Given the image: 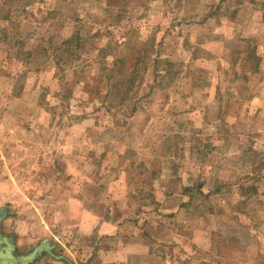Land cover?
<instances>
[{
    "label": "rangeland",
    "instance_id": "1",
    "mask_svg": "<svg viewBox=\"0 0 264 264\" xmlns=\"http://www.w3.org/2000/svg\"><path fill=\"white\" fill-rule=\"evenodd\" d=\"M249 1L0 0V247L110 264L171 196L179 240L154 247L169 264H264V0Z\"/></svg>",
    "mask_w": 264,
    "mask_h": 264
},
{
    "label": "crops",
    "instance_id": "2",
    "mask_svg": "<svg viewBox=\"0 0 264 264\" xmlns=\"http://www.w3.org/2000/svg\"><path fill=\"white\" fill-rule=\"evenodd\" d=\"M253 0H250L249 2H252ZM249 4V5H248ZM244 3L241 5L240 8H238V11H243L244 9L248 8L250 10L251 4L252 3ZM236 12V13H237ZM255 53L256 55L263 57L264 59V40H258L256 42L255 46ZM29 55V54H28ZM242 60H245V62L249 65L250 71H251V62L248 61V58L244 55H242ZM260 82L264 83V80H261ZM258 95V94H256ZM244 111V108L241 107ZM256 121L254 120V123ZM255 131V130H253ZM172 199L171 196L168 197H163L158 211L155 212L156 215H154V218L150 219L151 224L155 225L156 227V235H150L147 233H142V234H134L132 236H129V239H126L124 241L116 242V249H112L110 251L109 256L110 262L115 263L118 261H126L130 257H136L137 261L139 264H169L171 262L169 259H166V257L161 254L159 251H156L154 247L158 245L166 246V243H169L171 241H178L179 237L178 235V230H177V225L176 223H168L163 214L166 212V210H169V205ZM179 203L177 204H172V207L176 206L177 210L179 211V214L183 211V207L181 205V202L184 201L182 195L179 197ZM172 208L170 211H174L175 208ZM171 231V233H169ZM190 241V240H189ZM188 250V249H187ZM189 251V250H188ZM185 252L181 251L183 254V259L185 260V257H189L190 252ZM185 256V257H184ZM177 262V261H176ZM110 263V264H111ZM239 263L241 264H261V263H256V262H250V261H240ZM180 264V263H179Z\"/></svg>",
    "mask_w": 264,
    "mask_h": 264
},
{
    "label": "water",
    "instance_id": "3",
    "mask_svg": "<svg viewBox=\"0 0 264 264\" xmlns=\"http://www.w3.org/2000/svg\"><path fill=\"white\" fill-rule=\"evenodd\" d=\"M4 240L8 243L6 237L0 236V243ZM12 246L0 247V264H30L41 250V246H36L31 252L24 255H13Z\"/></svg>",
    "mask_w": 264,
    "mask_h": 264
}]
</instances>
